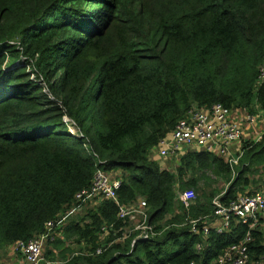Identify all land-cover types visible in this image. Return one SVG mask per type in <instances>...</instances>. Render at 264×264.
<instances>
[{"label": "trees", "instance_id": "1", "mask_svg": "<svg viewBox=\"0 0 264 264\" xmlns=\"http://www.w3.org/2000/svg\"><path fill=\"white\" fill-rule=\"evenodd\" d=\"M260 67L264 0H0V252L76 205L75 193L99 168L118 173L119 204L144 201L153 236L134 232L100 255L67 260L74 251L65 241L93 250L104 223L116 231L107 242L121 237L115 204L101 201L88 221L67 224L45 257L211 264L247 230L233 223L203 236L211 199L224 205L256 185L248 176L264 167V133L241 142L232 169L215 155L186 151L170 172L149 155L192 106L264 113ZM208 173L225 183L223 193L198 188L210 183ZM185 189L196 193L189 208L174 200ZM249 232L248 259L264 264V235Z\"/></svg>", "mask_w": 264, "mask_h": 264}, {"label": "built area", "instance_id": "2", "mask_svg": "<svg viewBox=\"0 0 264 264\" xmlns=\"http://www.w3.org/2000/svg\"><path fill=\"white\" fill-rule=\"evenodd\" d=\"M32 79V76H30ZM264 80V67L258 69L257 82ZM42 91L46 92L43 88ZM220 104H212L209 107L192 106L184 116L176 123L174 128L163 138L159 139L153 147L151 154L163 161L169 157L176 158L186 151L205 152L220 157L230 169L237 164L241 150L235 153L230 151V145L241 141L242 131L239 124L230 119L231 112ZM255 115H244V121L250 125L254 123ZM61 122L65 125L69 119L62 115ZM69 132L71 130L68 128ZM120 185L118 176L110 177L98 168H95L87 189H83L74 195L76 203L91 202L95 198L110 200L116 206V219L123 227L121 237L136 233V238L152 237V227L146 224V205L140 198L127 204L120 205L116 200V191ZM223 193V192H222ZM194 199L191 191L179 193L178 200L186 206ZM214 217V231L220 234L227 230L230 224L245 225L247 230L240 241L227 246L217 255L211 264H247V245L251 242L250 230L254 229L257 217L264 213V189L249 193H242L227 204H220L218 196L211 201ZM76 212V208L70 209L66 215ZM64 219L48 221L44 224V230L38 236L26 241H16L10 246V252L19 258V264H55L43 258V250L48 242H52L57 236L55 229ZM191 223H193L191 221ZM113 224H102L100 233L104 236L112 231ZM209 227L205 223L201 226V234L205 236ZM114 232V230H113ZM191 232L196 230L191 228ZM198 249L199 246L197 245ZM101 248H96L94 254H99Z\"/></svg>", "mask_w": 264, "mask_h": 264}, {"label": "rangeland", "instance_id": "3", "mask_svg": "<svg viewBox=\"0 0 264 264\" xmlns=\"http://www.w3.org/2000/svg\"><path fill=\"white\" fill-rule=\"evenodd\" d=\"M6 56L7 55H5V60H6ZM28 79L31 80L30 77H28ZM254 123H256V119L254 120ZM241 124L245 125L244 123H241ZM239 142L240 141H237V144H239ZM149 158L153 159L157 164H159L161 169H166L167 171H170V172H173L175 167L178 165V163H177L178 157H176V158L169 157L163 161H160L159 159L155 158L150 153ZM113 175L118 176V173L115 172ZM189 176L190 175L188 173L185 174L184 180H187L189 178ZM206 176L208 179H210V183L207 184V186L205 185V187L203 188L202 184L200 182L198 183V188L203 189L204 192H209V191H213V190H215L217 192H221L226 187L224 182H222L221 180L215 179L209 173L206 174ZM248 178H249L250 182H251V180L256 182V185H255L256 187L253 185H249L245 189L244 192H253L256 190L264 189V167L258 168L256 174H253L251 176L249 175ZM177 188H178V186H177ZM185 190H191V189H185ZM177 192H180V191H177ZM193 192H195V191H193ZM194 195L196 196V193H194ZM92 205H93L92 202L91 203L87 202L86 206L82 205V204L80 206V204H79L77 206L75 205L74 207H69V208L65 209L64 211H61L59 220L64 217V219L61 221V223L63 225L62 227L64 228L67 224L71 223L72 221L73 222L78 221L79 219H83L84 222L88 221L87 214L90 210H93V209L89 208ZM72 208H76V212H74L71 215L70 214L66 215L67 212ZM107 238H108V235L101 236V235L97 234V242H100L101 244L106 243ZM117 242H119V241H117ZM65 244L70 250H73V251L79 250L78 248H80L75 243H73L72 239L71 240L67 239V241H65ZM9 248L10 247L8 245L7 247H5L1 250V252H0V264H19V258L16 257L15 255H13L12 253H10ZM83 250L84 249H82L81 251H83ZM58 260H60V259H58ZM253 264H255V263H253ZM259 264H261V263H259Z\"/></svg>", "mask_w": 264, "mask_h": 264}, {"label": "crops", "instance_id": "4", "mask_svg": "<svg viewBox=\"0 0 264 264\" xmlns=\"http://www.w3.org/2000/svg\"><path fill=\"white\" fill-rule=\"evenodd\" d=\"M246 113L243 112V111H240V110H233L231 112V115H230V119L232 121H234L235 123L239 124L240 128H241V131H242V138H241V141L239 142V144L237 143H233L230 145V151L232 153H235L237 150L240 149L241 147V142H245V141H251V140H255L259 137V135L263 134L264 133V113H260L258 112L255 116H256V123H250L247 124L245 121H244V115ZM241 123H244L245 125H242ZM226 186V185H225ZM225 189V188H224ZM223 191L220 192V194L222 193ZM243 193H247V192H243ZM175 194V193H174ZM213 199V198H212ZM211 199V201H212ZM174 200L176 201V203H178L179 201L176 200L174 198ZM194 201L190 202L189 204H187L186 206L184 207H188L192 205ZM181 203V202H180ZM182 204V203H181ZM183 205V204H182ZM212 205V204H211ZM204 223L206 225H208L209 229H213L214 227V217L211 215V217H206L204 219ZM253 231H257V232H260L262 233V235H264V213L263 214H259L258 217H257V221H256V225L254 226V229ZM10 252V251H9ZM11 253V252H10ZM254 262H251L249 261L248 259V262L247 264H253ZM260 263V262H259ZM258 262H256L255 264H259Z\"/></svg>", "mask_w": 264, "mask_h": 264}, {"label": "bare ground", "instance_id": "5", "mask_svg": "<svg viewBox=\"0 0 264 264\" xmlns=\"http://www.w3.org/2000/svg\"><path fill=\"white\" fill-rule=\"evenodd\" d=\"M66 127H67V129L69 128L70 130H71V132H69V130H68V132L72 135V136H75V137H78L77 136V134H76V130H75V128L73 127V125H72V121L69 119V123L68 124H66L65 125ZM99 169V168H98ZM101 170V169H100ZM101 171H103V170H101ZM104 173H106V174H108L110 177H116L115 175H113L115 172H105V171H103ZM92 178V177H91ZM91 181V180H90ZM89 184H90V182H89ZM88 187H89V185H88ZM88 187H86V188H84V189H87ZM81 190H83V189H81ZM80 190V191H81ZM184 191H191L192 193H193V195H194V192L192 191V190H184ZM79 192V191H78ZM181 192H183V191H181ZM181 192H177V200H178V195H179V193H181ZM76 194V193H75ZM194 199H195V195H194ZM194 199L192 200V201H194ZM116 200H117V197H116ZM101 201H110V200H104V199H99V198H95L94 200H92L91 202H92V206L91 207H89V208H91V209H95V208H97L98 207V205L100 204V202ZM179 201V200H178ZM75 202V201H74ZM87 202H89V201H87ZM87 202L86 203H82V205H85L86 206V204H87ZM91 202H89V203H91ZM76 203V202H75ZM80 204V206H81V203L79 202V203H76V205H79ZM121 205V204H120ZM127 205V204H126ZM75 205H72V207H74ZM146 209H147V207H146ZM148 210V209H147ZM147 210H146V214H147ZM59 217H60V214H59V216H57V217H54V218H52V219H50V220H48V221H57V220H59ZM117 220V219H116ZM48 221H46V222H48ZM117 221H119V220H117ZM45 222V223H46ZM120 222V221H119ZM105 224V223H104ZM110 224H112V223H110ZM105 225H108V224H105ZM63 225H62V223L60 222V225L55 229V234H57V236H55V238H54V240L52 241V242H48V243H46V245H45V247H44V250H43V258L44 259H46V260H48V261H51V262H55V264H59V263H61V261L60 260H58L56 257L54 258V259H49V258H47V257H45V251H46V249H50V247H51V245L53 244V242H55L57 239H59V238H61L62 240H64L63 238H62V232H63V227H62ZM43 230H44V227H43ZM43 230H42V232H43ZM42 232H40L39 234H41ZM39 234H37V235H35V236H38ZM98 234L99 235H101V236H103L101 233H100V230H99V232H98ZM110 234H112V235H115L116 234V231H114L113 232V229H112V231H108L107 233H105V235H110ZM35 236H33V237H35ZM32 237V238H33ZM29 239H31V238H29ZM120 238H118V239H115V240H112V241H110V242H106V243H104V244H101L100 242H97L96 244H97V246H96V248H101V252L99 253V254H97V255H100L103 251H105L112 243H116L117 241H119V242H121L122 240H119ZM28 240V239H27ZM18 241H26V240H18ZM16 242V241H15ZM15 242H13V243H15ZM13 243H11L10 245H9V247L13 244ZM95 248V249H96ZM95 249H93V250H83V251H81V250H75L71 255H68V257H66V259L68 260L69 258H71V257H74V256H91V255H95L96 256V254H94V250ZM9 251H10V249H9ZM17 257V256H16ZM65 259V260H66Z\"/></svg>", "mask_w": 264, "mask_h": 264}]
</instances>
